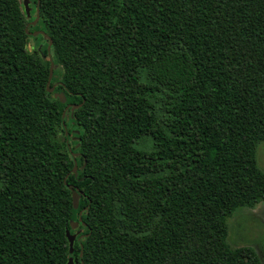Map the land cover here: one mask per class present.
Masks as SVG:
<instances>
[{
	"label": "trees",
	"instance_id": "trees-1",
	"mask_svg": "<svg viewBox=\"0 0 264 264\" xmlns=\"http://www.w3.org/2000/svg\"><path fill=\"white\" fill-rule=\"evenodd\" d=\"M31 5L66 102L0 0V264H264L228 224L264 203V0Z\"/></svg>",
	"mask_w": 264,
	"mask_h": 264
},
{
	"label": "rangeland",
	"instance_id": "rangeland-1",
	"mask_svg": "<svg viewBox=\"0 0 264 264\" xmlns=\"http://www.w3.org/2000/svg\"><path fill=\"white\" fill-rule=\"evenodd\" d=\"M31 11L32 17H36L37 10L34 5H31ZM42 37L41 35L31 37L28 46L29 51L40 50L46 42L45 38L43 37V40ZM257 156L259 164L264 170V143L258 147ZM228 224L229 242L234 247L250 246L254 248L260 253L264 261V203H260L255 209L239 210L228 220Z\"/></svg>",
	"mask_w": 264,
	"mask_h": 264
},
{
	"label": "water",
	"instance_id": "water-1",
	"mask_svg": "<svg viewBox=\"0 0 264 264\" xmlns=\"http://www.w3.org/2000/svg\"><path fill=\"white\" fill-rule=\"evenodd\" d=\"M23 3H24V7H25V11H26V14H27V17L29 19L32 18V11H31V0H23ZM40 20V11L39 9H37V15H36V19L29 23L28 26H27V33L30 35V36H38V35H42L44 36V38L46 40H49V45H48V52H49V58H50V61H51V66H50V75H49V80H48V92L49 93H53L54 94V97L56 99H61V102L62 103H65L66 102V96L64 94H60V93H54L55 91V87H51L50 88V85L52 83V80L54 78V73H55V70L57 69L55 63L53 62L52 60V55H51V48H52V45H53V41L51 39H49L48 35L44 32V31H36V32H30L29 31V28L31 26H36L38 24ZM82 106V104L80 105H76V106H67L65 112H64V116L65 117V114L67 112V110H69L70 108L72 109V111L74 112L76 109L80 108ZM68 136V134H67ZM69 143V142H68ZM74 156H77V154H74ZM77 171H78V166L77 164H75V167H74V174H77ZM72 189V192H73V205H74V209L75 210H78L79 209V205H80V194L77 190ZM82 212L80 213V219H79V222H72V230H76L79 225H80V222L82 221ZM67 236H68V240H69V243H70V252L71 254L74 253V245H75V242H76V236L71 234V232L69 231L67 233ZM68 264H74V259L73 258H70Z\"/></svg>",
	"mask_w": 264,
	"mask_h": 264
}]
</instances>
